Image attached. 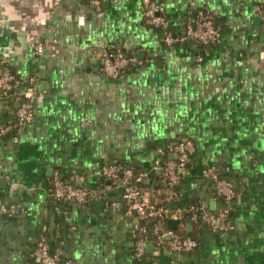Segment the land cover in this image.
<instances>
[{
  "label": "crops",
  "instance_id": "obj_1",
  "mask_svg": "<svg viewBox=\"0 0 264 264\" xmlns=\"http://www.w3.org/2000/svg\"><path fill=\"white\" fill-rule=\"evenodd\" d=\"M156 1L178 35L209 11L217 43L167 46L163 31L145 23L141 0H0V67L18 75L19 87L33 80L37 89L34 118L18 140L0 137V264H38L41 237L74 264H264V0ZM104 45L134 51L142 64L106 77ZM17 105L0 97V122L11 121ZM180 139H192L195 151L181 171L180 200L167 203L159 224L198 246L153 249L139 261L131 217L123 207L105 210L124 188L102 167L150 170L146 186L164 185L154 160L159 151L175 158L167 149ZM207 167L237 189L225 233L184 218L194 204L224 207ZM56 172L93 190V200L52 198Z\"/></svg>",
  "mask_w": 264,
  "mask_h": 264
},
{
  "label": "built area",
  "instance_id": "obj_2",
  "mask_svg": "<svg viewBox=\"0 0 264 264\" xmlns=\"http://www.w3.org/2000/svg\"><path fill=\"white\" fill-rule=\"evenodd\" d=\"M142 14L148 26L159 28L163 31V41L167 46L184 42L191 38L203 45L217 43L219 39L218 29L214 16L209 12L195 14L191 23L186 27L185 34H174L168 29V21L164 4L156 0H141ZM264 24V5L259 10ZM38 55L43 53L40 42L35 44ZM100 73L109 78H118L131 65H140L142 60L134 51H126L118 46H102L100 58ZM18 75L12 70L0 67V97L13 98L18 102L13 109L11 121L0 122V137L14 134V140H18L19 134L27 123L34 118V106L36 101V87L30 80L25 87H19ZM168 152L176 155L175 158L166 157L165 151H159L154 160L153 168L162 171L164 186L149 188L144 185L145 180L151 178L150 170L136 169L122 164H110L102 167V174L112 179L116 184L123 186L124 191L120 200L107 201L105 210L123 207L132 219V227L136 235L134 255L141 261L147 256L148 245L153 246L154 251L167 248L171 252L188 253L195 250L198 241L191 235H183L173 229H162L159 220L168 216V209L158 205L152 200L155 194L160 195L162 201L174 203L180 200L178 184L181 171L189 162L195 151V143L192 139H180L169 145ZM203 175L214 180L216 194L221 198L224 207L210 211L200 204H194L186 209L191 222L205 224L213 229L227 232L233 229L229 222L230 206L237 196L234 184L219 176L216 169L207 167ZM50 196L66 202L81 204L90 203L94 192L88 188L74 186L69 180L62 178L57 172L52 179ZM16 207H2L3 212L12 213ZM178 216V215H177ZM157 219L156 222L151 221ZM154 235V241L148 239L149 231ZM34 256L38 264H74L70 258H65L60 251L54 248L45 237H41L35 246Z\"/></svg>",
  "mask_w": 264,
  "mask_h": 264
},
{
  "label": "trees",
  "instance_id": "obj_3",
  "mask_svg": "<svg viewBox=\"0 0 264 264\" xmlns=\"http://www.w3.org/2000/svg\"><path fill=\"white\" fill-rule=\"evenodd\" d=\"M219 176H221L220 173H219ZM159 179H160V176H159ZM162 180H163V179H162ZM158 183H159V184H157V187H158V186H161V187L164 186L162 181H160V182H158ZM143 184L146 185L145 182H144ZM161 198H162V197H161L160 195L155 194V195L153 196L152 200L157 201V204H158V205H163L164 207H166L167 202L162 201ZM188 217H189V214L186 213L184 218H188ZM156 221H157V219H153V220L151 221V223H152V222H156ZM200 224H202V223H200ZM197 225H198V224H197ZM176 231H178V230H176ZM178 232H179V231H178ZM179 233H180V232H179ZM148 239L151 240V241H154V235H153V233H152L151 230H150L149 233H148Z\"/></svg>",
  "mask_w": 264,
  "mask_h": 264
},
{
  "label": "water",
  "instance_id": "obj_4",
  "mask_svg": "<svg viewBox=\"0 0 264 264\" xmlns=\"http://www.w3.org/2000/svg\"><path fill=\"white\" fill-rule=\"evenodd\" d=\"M173 218L168 219V223L170 224V228H175L176 223L179 221L176 216H172ZM190 228V225H188ZM147 251L151 253L153 251V246L151 244L148 245Z\"/></svg>",
  "mask_w": 264,
  "mask_h": 264
}]
</instances>
